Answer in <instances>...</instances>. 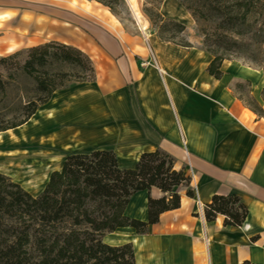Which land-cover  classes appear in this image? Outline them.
<instances>
[{"label":"crops","instance_id":"obj_1","mask_svg":"<svg viewBox=\"0 0 264 264\" xmlns=\"http://www.w3.org/2000/svg\"><path fill=\"white\" fill-rule=\"evenodd\" d=\"M162 11L165 19L194 24L172 1ZM63 17L51 18L49 0H0V59L49 43L84 53L93 63L96 83L56 94L75 90L77 99L57 116L54 123L61 128L56 132L64 131L73 117L75 131L99 142L87 153L112 152L123 171L133 170L142 155L162 151L174 159L177 172L191 178L195 196L188 199L187 190L177 189L181 208L163 215L146 236L123 230L107 236L104 244L131 245L136 264H264V118L258 119L231 92L239 83L255 85V72L225 63L224 77L216 82L206 74L211 58L203 52L196 51L198 58L193 50L156 39L147 49L141 37H130L121 28L67 29ZM149 50L163 78L149 60ZM52 100L44 107L49 112ZM0 175L33 198L43 193L51 176L35 177L39 185L27 186L9 167ZM215 196L241 200L249 212L241 229H224L222 218L207 224L199 215ZM150 197L163 195L153 190ZM147 205V193L135 196L126 216L147 223Z\"/></svg>","mask_w":264,"mask_h":264},{"label":"trees","instance_id":"obj_2","mask_svg":"<svg viewBox=\"0 0 264 264\" xmlns=\"http://www.w3.org/2000/svg\"><path fill=\"white\" fill-rule=\"evenodd\" d=\"M176 1L195 24L202 52L211 58L206 70L211 79H223L225 63L256 62V54L264 48V0ZM95 2L114 16L123 5V0ZM145 15L160 42L193 50L189 44H177L187 33L184 25L164 19L158 9ZM95 83L89 57L65 45L49 43L0 59V135L27 125L57 93ZM243 88L239 83L231 92L263 119L264 110L253 99L247 103L236 94ZM191 185V178L177 172L174 159L162 151L142 155L130 171L119 168L112 152L69 155L37 198L0 175V264H136L131 245L112 248L104 239L123 230L146 236L163 215L181 208L177 189L187 190L186 197L195 199ZM153 190L163 197L153 200ZM143 193L148 194L147 223L126 216L131 200ZM248 216L236 196H215L203 207L204 221L211 224L222 218L224 229H241Z\"/></svg>","mask_w":264,"mask_h":264},{"label":"rangeland","instance_id":"obj_3","mask_svg":"<svg viewBox=\"0 0 264 264\" xmlns=\"http://www.w3.org/2000/svg\"><path fill=\"white\" fill-rule=\"evenodd\" d=\"M59 1L61 3H59ZM169 1H172L177 9L182 8L176 0H165L161 6L157 4V0H135V12H137V14H139V16L147 23L146 30H142V26L136 20L134 12L132 11L128 0H123V5H121L119 8H116L115 16L112 15L107 9L97 4L95 0H49L51 18L57 19L64 16L63 19L65 20L67 29L76 27L78 29L89 32L93 28H97L99 30L106 31L111 30L110 28L114 26L117 28H121L130 37H141V39L144 40L147 49H149L148 45L153 48V45L151 43L155 41V39L157 40V42L160 41L157 38V31L152 28L145 13L147 11L158 9L160 15L165 19V12L162 11V7ZM58 3L60 4V9H58ZM176 22L184 25L187 29V33L183 37L178 39L177 44H189L192 47L193 51H195V56L201 58V56L196 51H203L202 39L197 33L195 24L187 25L185 23V20L182 19H179V21ZM177 49L180 50V48ZM259 50L260 52L256 54L257 60L255 63L242 61L240 64L255 72V77L257 78L256 80H254L255 85L250 83L251 88L249 89L247 88L246 83H243V90H235V92L247 103H250L251 99L255 98L257 102L254 99L253 100L260 106L261 109L264 110V102L262 101V92L264 90V48ZM149 53V60L152 61L153 53L150 50ZM23 60L24 57H22L19 62H23ZM201 61L202 60L200 59L199 62ZM74 92L75 90H70L66 93L56 95L52 100L54 110L49 112V107L41 109V113H43V115L46 117V121L53 118L56 119L57 116L61 112H63L68 105L77 100L75 96H73ZM33 121H36V123L30 122L24 129L12 131V134L15 137L14 141L19 143L23 142L25 146L26 142L30 140H36L37 142L41 143L43 140L48 139L47 135H38L40 130L44 128L46 121L38 120L37 118ZM51 134H49L48 136H51ZM3 140V144H5L6 147L1 148L0 146V172H2L4 168L9 167L12 173L15 174L17 173L18 169L13 172L12 167H18L20 166V164H29L28 166H24V169L27 171L26 173L20 172V176L17 175L18 178H20L22 181H28V179L32 177H42V179H44L45 177L50 176L52 172L57 171L61 168L65 157L73 154L89 152V150L86 149H74L72 146L66 147V149L68 147L71 148L70 150H66L65 148H61L59 150L41 148L38 149V146L33 149L24 148V146L20 148H12L10 147L11 145L9 138L6 137ZM25 155H31V157L29 159L14 161L11 159L17 158L19 156L23 157ZM30 164L35 166L32 168ZM20 169L23 170V168ZM28 173L30 174V176Z\"/></svg>","mask_w":264,"mask_h":264},{"label":"bare ground","instance_id":"obj_4","mask_svg":"<svg viewBox=\"0 0 264 264\" xmlns=\"http://www.w3.org/2000/svg\"><path fill=\"white\" fill-rule=\"evenodd\" d=\"M129 1V4L131 6V9L132 11L134 12V16L136 18V20L138 21V23L142 26V30H146V27H147V23L139 16V14H137V12H135V0H128ZM38 120H44L46 121V117L43 115V113L39 112L37 114V117H36ZM52 118V117H51ZM34 120V119H33ZM31 121V123H36V121ZM57 119L53 118L51 120H47L46 121V124L44 126L43 129L40 130L39 134L38 135H47L48 139L46 140H43L41 143L37 142L36 140H30V141H27L25 146H24V143L23 142H16L14 141V135L12 134L13 132H9L7 134H4V135H0V146L1 148H5L6 145L3 144L4 142V138H9L10 139V147L12 148H20V147H23L24 148H37L38 149H53V150H59L61 148H65L67 146H72L74 149H89L93 146H96L97 144H99V142L97 141H91L88 136L85 134V132H77L75 131L76 128H75V124L73 123V117H71L69 123H67L66 125H63L65 130L58 133L56 131L59 130V127L60 125H55L54 122H56ZM51 122V123H49ZM25 128V127H24ZM22 128V129H24ZM36 128V127H35ZM55 132V133H53ZM52 133V134H51ZM49 134H51V136H48ZM71 136V138H70ZM73 136V137H72ZM91 142V143H90ZM40 144V145H39ZM5 145V146H4ZM71 148H67L66 150H70ZM31 157V155H25V156H19L17 158H11L13 161L14 160H24V159H29ZM13 170L14 168L15 169H18L17 170V173H15L16 175H19L20 176V172L22 173H26L27 171L26 170H22L20 169L19 167H12ZM31 179V180H29ZM28 181H22L23 184H27L28 185H34L37 184L39 185V181H37V183L35 182V180L33 181V177L32 178H29ZM34 186L33 189L34 190H39L38 187ZM41 186V185H40ZM41 188V187H39Z\"/></svg>","mask_w":264,"mask_h":264},{"label":"built area","instance_id":"obj_5","mask_svg":"<svg viewBox=\"0 0 264 264\" xmlns=\"http://www.w3.org/2000/svg\"><path fill=\"white\" fill-rule=\"evenodd\" d=\"M151 62L153 63V66L155 67V69H156L158 75H159L161 78H163V77H164V74H163L162 71L159 69L158 65L156 64V60H155L154 56H153ZM199 213H200L199 215H200L201 217H203V209L200 210ZM206 243H207V245H208V241H206Z\"/></svg>","mask_w":264,"mask_h":264}]
</instances>
